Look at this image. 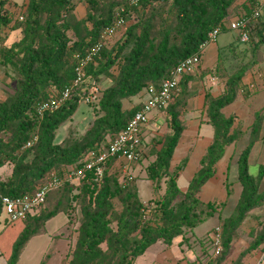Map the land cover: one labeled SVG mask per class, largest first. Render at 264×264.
Listing matches in <instances>:
<instances>
[{
    "label": "trees",
    "instance_id": "obj_1",
    "mask_svg": "<svg viewBox=\"0 0 264 264\" xmlns=\"http://www.w3.org/2000/svg\"><path fill=\"white\" fill-rule=\"evenodd\" d=\"M236 1L140 0L139 5L134 6L130 0H26L22 5L0 0V36L8 28L20 30L22 34L10 47H0V66L16 69L21 77L16 93L0 101V168L9 163L13 166L8 177L0 176V213L4 210L3 195H33L52 174L62 175L66 166L81 161L89 151L107 146V137L121 132L142 106L141 102L126 108L125 100L145 93L150 85L160 87L181 60L199 51L210 31L219 26L221 31L225 28V20L234 16L247 19L249 41L255 35L257 38L250 49L251 63L243 62L238 70L229 74L226 91L217 97L206 95L214 138L184 193L177 179L187 159H183L175 173L171 172V162L185 129L183 115L188 100L198 93L191 90L190 85L196 77L202 79L216 72L218 67L197 71L198 76L184 74L179 91L162 108L166 111L168 132L159 137L160 147L153 151L156 159L147 167L151 182L158 184L167 179L159 200L152 206L144 205L136 181L122 183L110 169L114 158H109L101 181L96 180L91 170L86 171L79 183L66 182L50 191L39 208L21 219L25 224L6 264H18L29 240L45 233L46 223L57 214L66 213L73 200L79 202L81 219L70 257L61 264H135L153 244L163 241L172 245L177 237L187 240L190 230L215 214L220 203L203 202L200 192L216 174V164L226 148L242 134V127H234L235 117H227L223 108L237 99L247 65L258 62L264 45L263 13L254 17L258 0H244L240 4L242 12L233 15L230 10ZM79 2L85 5V16L81 18L75 12ZM120 8H125L123 14L133 18L134 23L126 27L125 34L115 45L110 46L109 42L86 66L89 75L106 83L99 102L87 104L96 107V116L84 133L71 127L68 135L57 141L59 128L84 103L82 90L72 89L69 98L56 111L41 116L38 108L52 92L59 95L72 85L75 66L99 41L104 29L115 22ZM237 41H241L239 33ZM223 58L219 64L225 62ZM263 125L264 111L256 114L249 127L248 144L238 157L242 190L234 213L218 224L222 228L223 251L216 258L229 248L249 212L264 201V195L258 197L264 165L257 176L249 172V156L255 142L261 138ZM145 130L141 140L143 152ZM34 135L38 139L32 146L25 147ZM76 189L78 193L73 194ZM115 200L121 204L120 210H116ZM262 243L264 229L252 248ZM216 258L211 256V261Z\"/></svg>",
    "mask_w": 264,
    "mask_h": 264
},
{
    "label": "rangeland",
    "instance_id": "obj_2",
    "mask_svg": "<svg viewBox=\"0 0 264 264\" xmlns=\"http://www.w3.org/2000/svg\"><path fill=\"white\" fill-rule=\"evenodd\" d=\"M14 1L18 5L26 3V0ZM238 1L239 0H237L232 6L231 11L233 14L242 9ZM14 9L15 8L12 10ZM13 17L16 16L13 15ZM131 23H134L133 18L128 20L126 27L131 25ZM126 27L111 39L110 46L112 44L115 45V43L123 37ZM8 29L0 36V47L1 45L10 47L22 37L20 30ZM234 33L235 30L230 29L219 33L217 42L222 48L221 51L226 49L223 48L225 42L234 38ZM255 36L251 42L247 41L242 43L240 41V44L235 46L230 54L229 52L223 54V59L225 61L223 63L224 65L220 68V71L215 72L216 75L221 77L222 82L226 81L230 73L238 70L243 65V62L251 63L250 49H252L254 45L253 41L257 40ZM198 70L199 69H197V71ZM20 79L21 77L16 69L12 67L6 69L5 66H0V101H3L10 95L16 93ZM101 84L103 88L104 85H106L105 82H101ZM191 87V90L197 91ZM146 97L147 95L144 92H141L140 94L133 96L131 99L125 100L124 105L126 108H131L141 102V99H145ZM96 111L95 106L81 103L75 115L59 128L57 141H61L66 137L69 128L71 127L72 129L75 127L78 132L84 133L92 124V121L96 116ZM158 116H160V122L149 125L147 128L148 138L147 140L145 139L144 143L145 151L142 153L138 161L131 164L132 169L129 174L132 175L138 185L139 195L143 204L149 205L150 203L151 206L162 197L166 188L167 180L163 179L158 184H155L149 180L147 173L148 165L156 159V155L153 151L159 146V137L168 132L166 111L160 110ZM239 126L243 127L242 125ZM110 138V136L107 137V142ZM248 139L249 129L242 130L241 137L237 141V146L234 149V158L232 159L228 172L229 181L231 183H228L227 186L228 190H231L233 194L228 203L221 204L219 201L220 205L218 206V209H216L215 214L194 229L190 230L188 232L189 235L187 234L189 237L186 235L187 240H184V237H177L172 245H167L163 241H159L153 244L143 255L138 257L137 264H157V260L162 261V259L163 262H161V264H181V261H176V259L181 258H184V260H192L193 262L199 260L198 262L201 263H208L210 261L211 264H257L261 258H264V243L257 248H252V245L256 239L259 238V235L264 229L263 201L260 205L256 206L249 212L247 218H245L241 226L237 229L234 238L225 253L219 258L213 259V262L211 261L214 247L212 245L210 234L218 224L222 223L225 218L229 217L235 211L238 198L233 192L235 185L238 183V162L236 161H238L237 159L240 152L248 144ZM181 160L183 159L179 158L174 160L173 166L171 167L172 173L179 170L180 165L183 164V162H180ZM196 165V158H194L189 170L183 174L182 178L179 179L178 177V185L185 186L188 183ZM262 165H264V151L262 152V156L258 159L253 157L251 160L249 164L250 174L257 176ZM12 167L13 166L9 163L0 168V176L2 178L8 177L11 174L10 171L12 170ZM110 169L117 174L120 181H124L128 177V175L122 176L116 166L114 167L112 165ZM75 193H78L77 189L73 192V194ZM260 195H264V178L259 182L258 197H260ZM181 197L182 194L176 199V201H179ZM217 200L220 199L217 198ZM115 208L116 210L121 209V204L117 200H115ZM66 213L61 212L51 218L45 225V233L36 235L29 240L22 251L18 264H61L63 260H67L70 257L78 235L77 229L81 219L79 202L76 200L71 201V206L66 210ZM24 224L25 221L23 220L11 222L5 210L0 213V264H6V259L11 252L13 243L17 235L21 232ZM179 248H181L182 251H179Z\"/></svg>",
    "mask_w": 264,
    "mask_h": 264
},
{
    "label": "built area",
    "instance_id": "obj_3",
    "mask_svg": "<svg viewBox=\"0 0 264 264\" xmlns=\"http://www.w3.org/2000/svg\"><path fill=\"white\" fill-rule=\"evenodd\" d=\"M140 0H130V4L137 6ZM264 9V0H258L254 17L258 18L262 15ZM125 8H120L117 19L111 25H108L101 34L99 41L91 48L87 55L75 66V77L71 86L66 87L59 95L52 92L49 99L44 102L38 112L42 116L45 112H53L59 109L63 103L69 98L72 89L80 88L83 92V102L86 104L98 103L103 86L86 70L87 64L99 54L104 46H107L111 39L126 27L129 17L123 13ZM123 14V15H122ZM22 19V17H20ZM248 20L243 17H235L228 23V28L237 31L241 35V41L247 42L250 39L249 30L247 29ZM221 27H216L209 32L208 38L200 45L199 51L181 60L171 72L170 78L164 81L160 87L150 85L145 90L146 99L142 102L141 108L136 111L130 119L126 127L117 135L110 138L107 146H102L97 150L89 151L81 161L65 167L62 175L52 174L46 181L41 183L33 195L8 196L3 195L1 201L3 209L8 214L10 221L16 222L26 217L30 212L39 208L44 203L47 194L64 183H79L86 171L91 170L97 181H101L106 163L109 158H114L113 166L118 167L122 176L128 177L122 182L133 179L131 172V164L138 159L142 153V131L149 125L150 116L154 111H160L165 107L176 95L180 89V80L186 73H191L197 68L202 56L211 43L217 41ZM216 81L213 79L211 82ZM38 139L37 135L31 138L25 147H30ZM124 178V177H123ZM147 218L146 214L144 219ZM212 245L214 252L212 258L218 257L223 251L222 228L216 226L211 233ZM197 264H208L207 262H197ZM264 264V258L259 263Z\"/></svg>",
    "mask_w": 264,
    "mask_h": 264
},
{
    "label": "crops",
    "instance_id": "obj_4",
    "mask_svg": "<svg viewBox=\"0 0 264 264\" xmlns=\"http://www.w3.org/2000/svg\"><path fill=\"white\" fill-rule=\"evenodd\" d=\"M243 1L244 0H239L238 3L241 4ZM75 12L80 18L84 17L85 5L82 2H79L78 5L76 6ZM230 13H232L231 10ZM262 13L264 20V9ZM235 17L236 16L228 20H225L223 24L225 28L222 31L229 30L228 23L232 19L234 20ZM237 37H238V32L235 31L234 38L226 41L225 45H223L224 46L223 48H226L223 51H221L222 48L217 42L218 41V37H217L216 42L211 43L207 46V48L203 53L202 61L200 65L197 68H195V70L192 71L190 74H192L193 76H198L196 75L198 72L205 71L211 68L215 69L216 67H218L216 72L220 71V68L223 67L224 65L223 64L224 62H220L219 64L220 59L223 58V54L226 52L230 53V51L232 52L233 48L240 44V41H237ZM247 67L248 70L242 77L237 99L232 104L223 108V112L227 117L230 116L235 117L234 127L242 125L243 126L242 130H248L249 127L253 124L256 114L264 111V45L262 46L259 52L258 62L255 63L253 66L248 64ZM197 69H199L200 71L198 70L197 72ZM196 78L197 80H195L192 83V85H190V87L192 86L191 88L197 90L198 93L197 95L191 97L188 100L187 109L185 114L183 115L185 129L183 131L179 144L174 152L173 159L171 162V167H172L175 159L176 160L179 158L187 159L184 169L180 172L179 175V179H180L182 178L183 174L187 170H189V168L191 167L194 161V158H196L197 165L195 167V170H193L188 180V183L185 186L179 185L183 193L187 190L189 182L196 174L197 170L200 168V161L202 157L207 153V149L214 138V127L210 123V119L208 116L206 95L217 97L226 91V81L222 82L221 77H219V75H216L215 72L205 75L202 79H200L199 76ZM213 79H215L216 81L211 82ZM145 99L144 98L141 99L142 100L141 102H143ZM158 113L159 111H154L151 114L149 125L157 124L160 122V116H158ZM149 125L146 127V130L144 132V136L146 140L148 138L147 128L149 127ZM262 128L263 129L261 132V138L255 142L251 150L249 156V164L253 159V157L258 159L260 156H262V152L264 151V125ZM236 146H237V142L229 145L226 148L222 159H220L219 162L216 164L215 167L216 174L212 178H210L203 186L200 192V197L203 202L208 203L210 201L211 202L220 201V202H224L225 204L228 203L230 198H232L233 195L232 191L228 190L227 184L231 183L229 181L228 172L232 159L234 158V149ZM180 162H183V160H181ZM11 172L12 170L10 171V173ZM237 179H238V183L235 185V189L233 192L235 193V195H237L238 197L237 201H238L242 190V186L241 183L239 182L238 176ZM177 182H179V180ZM217 198L220 200H217ZM188 235L187 237H189ZM182 249L179 248V251H182ZM137 259L135 261V264H137ZM177 260L181 261V264H195V262L197 263L199 261L198 260L193 262L192 260H187V259L184 260V258L176 259V261ZM157 261H158L157 264H161V262H163V259L162 261L159 260Z\"/></svg>",
    "mask_w": 264,
    "mask_h": 264
}]
</instances>
